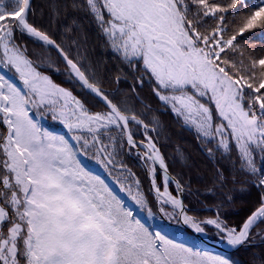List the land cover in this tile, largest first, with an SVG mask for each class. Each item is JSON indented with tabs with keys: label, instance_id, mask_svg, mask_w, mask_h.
Returning <instances> with one entry per match:
<instances>
[{
	"label": "snow or ice",
	"instance_id": "snow-or-ice-1",
	"mask_svg": "<svg viewBox=\"0 0 264 264\" xmlns=\"http://www.w3.org/2000/svg\"><path fill=\"white\" fill-rule=\"evenodd\" d=\"M45 8L0 0V264H264V0Z\"/></svg>",
	"mask_w": 264,
	"mask_h": 264
},
{
	"label": "trees",
	"instance_id": "trees-1",
	"mask_svg": "<svg viewBox=\"0 0 264 264\" xmlns=\"http://www.w3.org/2000/svg\"><path fill=\"white\" fill-rule=\"evenodd\" d=\"M48 0H33L34 5L36 6L37 12H39L44 9L45 13L47 14V10L45 8L46 3ZM99 48H97V53H94L93 55H97L99 53ZM115 61H109V67L114 68L115 67ZM58 80H62L63 78H57ZM121 87H126V85L122 84ZM143 95L149 99L152 100V98L149 96L147 90L144 91ZM153 107H158L156 104L155 100H152ZM161 119L163 120L165 127L167 130L171 132V142L166 144L164 146V153L167 157L171 158L175 154V150L177 147L183 148L185 152L190 154L193 159H195L198 163L202 165H207V161L202 155H195L197 152V142L194 140L192 133L186 131V130H181L180 128L176 127L173 125L171 117L170 116H162ZM211 166L207 165L205 167H201L200 171L201 173L204 174V176H207V173H209V168ZM174 172H180L181 171V166L177 164L173 168ZM210 174V173H209ZM258 192L256 190L251 191V199L254 201L255 199L258 198ZM208 215H211V212L207 213ZM247 214V209L242 207V206H237L236 209L230 210L227 215L230 218V220L235 221L239 223L241 219ZM239 260H241L242 264H247V256L245 253L240 252L236 253L235 257Z\"/></svg>",
	"mask_w": 264,
	"mask_h": 264
},
{
	"label": "rangeland",
	"instance_id": "rangeland-1",
	"mask_svg": "<svg viewBox=\"0 0 264 264\" xmlns=\"http://www.w3.org/2000/svg\"><path fill=\"white\" fill-rule=\"evenodd\" d=\"M209 175H210V174H209V173H207V176H205V177L207 178V177H209Z\"/></svg>",
	"mask_w": 264,
	"mask_h": 264
}]
</instances>
